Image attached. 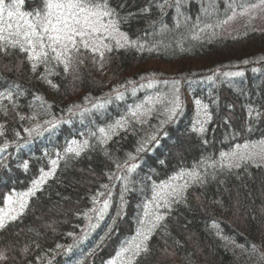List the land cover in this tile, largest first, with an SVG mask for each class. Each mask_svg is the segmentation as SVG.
Instances as JSON below:
<instances>
[{
	"label": "trees",
	"instance_id": "16d2710c",
	"mask_svg": "<svg viewBox=\"0 0 264 264\" xmlns=\"http://www.w3.org/2000/svg\"><path fill=\"white\" fill-rule=\"evenodd\" d=\"M255 2L110 0L137 46L113 43L103 66L83 52L67 71L55 59L33 71L28 53L0 51V208L53 172L0 229V264H264V161L228 167L221 156L264 140V31L220 24L230 5ZM41 6L25 0L21 10ZM154 62L176 68L130 72ZM174 96L180 108L169 118ZM73 141L88 142L78 156L66 152ZM185 181L177 202L160 188ZM145 211L164 216L148 251L118 257Z\"/></svg>",
	"mask_w": 264,
	"mask_h": 264
},
{
	"label": "snow or ice",
	"instance_id": "6c2138e0",
	"mask_svg": "<svg viewBox=\"0 0 264 264\" xmlns=\"http://www.w3.org/2000/svg\"><path fill=\"white\" fill-rule=\"evenodd\" d=\"M24 3L25 0H8V2L0 0V51L6 52L8 47H12L28 53V60L32 62L33 71H35L38 64H47L50 59H55L62 63L64 70L67 71L71 64L72 54L82 55L83 52H90L94 56L98 55L101 66H103L102 62L105 58V52L113 50V43L117 48L137 46L135 41L129 40L127 34L120 30V21L122 19L126 20L127 17H121L117 9L111 6L110 0H40L42 6L31 11L21 10ZM230 7L232 6L230 5ZM240 8L241 15H247L255 9L264 10V0H257L256 3L248 5L242 4ZM143 11L146 12L148 9H143ZM235 16L236 12L233 10L232 15L221 21L220 24H227ZM207 27H211V25ZM48 83L51 84V81H48ZM2 95L4 94L0 93V96ZM7 98H12L11 92L7 94ZM155 99L158 101L159 97ZM151 102L152 100L150 99L149 103ZM196 103L200 105L201 102L197 100ZM143 107V105L137 106V111H134L133 115H138L139 109ZM179 108V97L174 96V99L169 102L167 109L169 118L174 117ZM204 108L203 115L205 120L203 123H206L210 116L206 111V105ZM249 114L251 115V111ZM203 123L198 129L201 133L205 130ZM3 127V125H0V135H3ZM99 131L105 137L107 136L105 129L101 128ZM152 139H155V137L153 136ZM72 145H75V147L69 146L66 152L74 153L78 156L87 147L88 142L84 141L81 145L77 141H73ZM142 150L143 148L138 149V151ZM221 156L228 159V167L234 166L233 160L237 161L235 164L237 167L240 161L254 162L256 159L264 161V140L257 141L254 144L237 145L231 153H221ZM52 165L54 171L57 161H52ZM221 166H224L223 162ZM24 167L27 168L28 165L25 163ZM135 167L136 165H132L130 170L135 169ZM52 174V171L48 173L42 172L40 178L33 182L32 189L27 193L21 194V197L16 199V206L0 208V229H4L7 223L17 219V216L26 207V198L34 195L35 191L46 181V177ZM183 175L195 178L198 174L195 172L182 173L180 178H183ZM173 179L175 180L176 178L174 177ZM165 187L172 189L170 193L166 192L165 196H171L173 197L172 202H177L183 198V192L188 187V183L185 181L183 185L179 186L172 184L160 186L161 190ZM157 198L164 199L159 193H157ZM7 200L9 204H12L13 197L9 196ZM153 203L154 201H150L146 208H150ZM159 206L157 204V207ZM164 206L170 207L167 199H164ZM107 207L108 201L105 200L103 207L98 210V215L103 216ZM144 216L145 219L141 221L136 237L128 243L127 247L121 249V252L117 254L118 257L125 252H131L133 257H135L142 252L148 251L146 241L152 231L159 226L164 216L157 212L150 213L149 211H145ZM5 259L4 254L0 253V260ZM111 264H117V262L113 260Z\"/></svg>",
	"mask_w": 264,
	"mask_h": 264
},
{
	"label": "rangeland",
	"instance_id": "374dc122",
	"mask_svg": "<svg viewBox=\"0 0 264 264\" xmlns=\"http://www.w3.org/2000/svg\"><path fill=\"white\" fill-rule=\"evenodd\" d=\"M256 3V2H255ZM233 10L236 12V16L234 19L229 20L228 23L226 24V33H231L235 29H237L239 26H241L243 23L247 21H251L254 25L255 28L259 29L260 31H264V10L262 9H255L252 10L249 14L247 15H241V9H237L234 5L231 8V14L233 13ZM146 69V70H153V69H158V70H173L176 68V64H172L171 66L163 65L161 63H149L145 64L142 66H133L130 70V72L137 71L139 69Z\"/></svg>",
	"mask_w": 264,
	"mask_h": 264
}]
</instances>
